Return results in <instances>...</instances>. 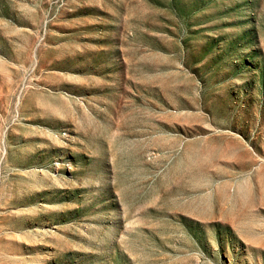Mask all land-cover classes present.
Wrapping results in <instances>:
<instances>
[{"label": "rangeland", "instance_id": "rangeland-1", "mask_svg": "<svg viewBox=\"0 0 264 264\" xmlns=\"http://www.w3.org/2000/svg\"><path fill=\"white\" fill-rule=\"evenodd\" d=\"M0 264H264V0H0Z\"/></svg>", "mask_w": 264, "mask_h": 264}]
</instances>
